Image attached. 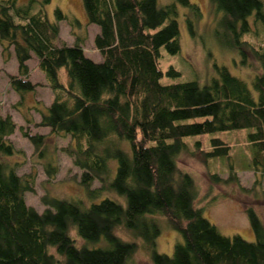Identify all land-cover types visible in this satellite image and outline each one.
I'll return each instance as SVG.
<instances>
[{"label":"trees","instance_id":"16d2710c","mask_svg":"<svg viewBox=\"0 0 264 264\" xmlns=\"http://www.w3.org/2000/svg\"><path fill=\"white\" fill-rule=\"evenodd\" d=\"M49 1L0 0V43L12 47L17 73L7 74V81L20 99L38 84L28 79L26 63L35 58L53 93L35 125L70 136L72 144L61 150L80 169L83 197L41 195V211L26 204L31 178L3 159L16 152L7 138L16 124L10 114L0 115V264H134L137 239L152 264H264V224L257 213L245 208L252 240L222 234L194 205V180L176 164L189 135L247 129L246 165L264 172V0H209L222 13L217 42L236 49L241 65L248 57L257 62L249 83L215 63L202 83L160 81L161 49L180 48L178 7L185 9L189 35L198 36L202 12L195 2L81 0L86 21L98 26L92 42L101 59L93 60L78 41L60 40L58 22L66 16L56 7L54 20L48 19ZM164 73L178 75L172 66ZM18 128L40 149L42 134ZM208 140L204 159L229 158L228 144ZM227 170L226 179L215 171L209 178H236L231 163ZM45 171L54 168L48 164ZM160 217L180 236L170 254L157 250Z\"/></svg>","mask_w":264,"mask_h":264},{"label":"rangeland","instance_id":"374dc122","mask_svg":"<svg viewBox=\"0 0 264 264\" xmlns=\"http://www.w3.org/2000/svg\"><path fill=\"white\" fill-rule=\"evenodd\" d=\"M27 0H18L25 3ZM167 0H158L160 4ZM199 5L202 15L196 23L198 36L191 37L186 29L183 13L185 9L178 7L179 51L167 53L161 49L159 67L163 72L160 78L162 83H171L181 80H197L205 82L214 74L213 64L227 67L230 73L250 82L257 72V62L248 57L247 64L239 63V53L236 49L227 48L216 40L214 30H220L221 12H215L209 0H190ZM59 8L66 18L59 20V38L65 43L78 41L85 55L93 60H100V54L93 45V35L98 26L86 21V15L81 0H50L45 5V12L51 21L54 20V8ZM77 19L79 25H71L69 21ZM251 20V16L249 17ZM5 46V45H4ZM0 43V115L10 114L16 124L14 131L7 136L13 143L16 152L3 159L8 163H15L18 174L27 176L32 180L33 191L24 192L25 203L37 211L44 208L40 196L50 194L63 197H83L82 188L78 184L80 169L72 163L61 147L71 145L72 140L68 134L53 133L48 127L35 125L39 114L45 110L53 97V93L46 84L42 72L36 67L35 58L26 61L28 66V79L38 83L34 90L25 92L22 98L14 92L7 81V74L17 73V62L12 47L8 50ZM172 66L177 76L165 75V70ZM59 79H65V72H59ZM20 99V100H19ZM28 133L43 135L40 149H35L32 142L23 136L20 129ZM247 129H230L189 135L184 138L186 149L176 157L177 166L189 173L196 185L197 195L194 205L201 207L203 215L213 223L224 235L238 234L245 240H252L245 208L251 207L264 224V172H254L248 165L250 158V144L245 139ZM219 137L230 146L228 159H204L201 153L210 147L208 138ZM198 141V144L195 142ZM197 145V146H196ZM232 164L236 169V178L225 182H214L209 173L215 171L221 179L228 177L227 165ZM54 168L52 174H47L45 167ZM93 181L91 186L97 185ZM161 230L156 237L157 250L170 254L173 244L180 236L166 226L164 218L160 217ZM122 237L129 235L119 230ZM71 235L80 240L71 231ZM138 248L132 260L134 264H152L142 243L137 239Z\"/></svg>","mask_w":264,"mask_h":264},{"label":"crops","instance_id":"0c3cea01","mask_svg":"<svg viewBox=\"0 0 264 264\" xmlns=\"http://www.w3.org/2000/svg\"><path fill=\"white\" fill-rule=\"evenodd\" d=\"M2 46H4L3 44H2ZM14 55V54H13ZM15 58V57H14ZM16 61V60H15Z\"/></svg>","mask_w":264,"mask_h":264}]
</instances>
